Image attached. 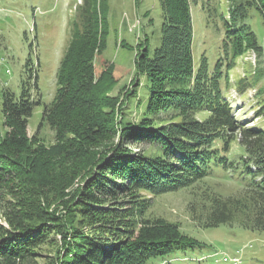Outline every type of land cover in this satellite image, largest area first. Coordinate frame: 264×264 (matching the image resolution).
Instances as JSON below:
<instances>
[{
    "label": "trees",
    "instance_id": "1",
    "mask_svg": "<svg viewBox=\"0 0 264 264\" xmlns=\"http://www.w3.org/2000/svg\"><path fill=\"white\" fill-rule=\"evenodd\" d=\"M159 3L161 27L146 11L135 76L113 96L120 65L97 61L107 47L108 0H83L56 73L55 97L44 109L54 145L28 135L40 94L2 90L8 131L0 139V199L8 227L0 226V264H40L42 247L54 249L45 264H153L205 245L177 224L152 218L143 192L187 191L201 226L238 222L264 232V129L243 126L226 95L237 59L250 51L263 55L248 20L256 9L264 21V0H229L222 55L213 68L203 56L197 69L191 0ZM237 141L251 181L225 196L209 179L232 169ZM126 142L146 150L133 152ZM77 180L82 184L68 193Z\"/></svg>",
    "mask_w": 264,
    "mask_h": 264
},
{
    "label": "rangeland",
    "instance_id": "2",
    "mask_svg": "<svg viewBox=\"0 0 264 264\" xmlns=\"http://www.w3.org/2000/svg\"><path fill=\"white\" fill-rule=\"evenodd\" d=\"M197 1L196 4L191 0L193 66L197 69L205 56L213 68L222 55L226 27L223 16L229 21L230 3L229 0ZM82 3L83 0H0V139L8 131L1 109L2 90H10L19 96L25 87L34 98L37 99L40 94L42 99L41 103L35 105L29 118V137L36 135L39 144L46 147L55 144L56 132L44 121V109L55 97L56 73L70 39L72 21L77 17ZM146 11L155 18L160 28L162 17L159 0H108L107 8H103V15L108 20L107 47L97 61L101 66L111 63L120 65L115 72L120 81L109 95H118L120 89L135 76L136 45L143 38L142 26L148 18L144 17ZM249 14L248 24L257 34L264 50L262 16L256 9H250ZM230 73L231 88L226 95L232 101L230 103L236 118L245 127L264 129V52L262 56H257L254 51L245 53L237 59ZM247 83L249 86H244ZM241 88H246L244 93ZM106 89L105 85L102 90ZM204 117L206 115L201 118ZM115 142L121 144L120 138ZM125 145L136 153L146 150L145 144L126 142ZM244 153L238 141L233 143L229 154L232 169L219 171L213 179H209L221 194H236L251 181V176L244 173V166H241L240 159ZM81 184L82 181L77 180L67 192L71 193ZM143 195L150 200L149 214L152 218L177 224L205 244L177 250L155 259L153 264H264V232L244 228L238 222L218 227L201 226L192 218L193 203L187 191L159 196L143 192ZM128 197L119 196L118 200L128 201ZM3 203L0 199V226L6 228L8 223L1 216ZM38 251L36 259L40 264H45L54 249L42 247Z\"/></svg>",
    "mask_w": 264,
    "mask_h": 264
}]
</instances>
